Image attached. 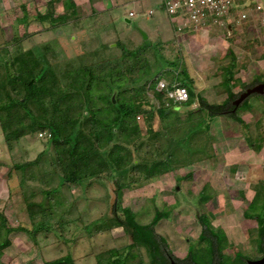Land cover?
<instances>
[{"label":"rangeland","instance_id":"rangeland-1","mask_svg":"<svg viewBox=\"0 0 264 264\" xmlns=\"http://www.w3.org/2000/svg\"><path fill=\"white\" fill-rule=\"evenodd\" d=\"M145 1L142 6L130 4V8L117 9L121 16L111 30L118 36L110 37L108 34L112 32L107 31L108 37L97 32L80 37L77 32L73 33V28H64L59 31L62 35H58L59 32L52 34L45 30L48 22L43 26L37 24L35 17L40 11L47 13L49 0H0V104L6 103L7 95L17 96L12 83L3 86L9 76L21 73L20 68L25 74L29 69L35 74L44 60L58 76L60 93L72 95L68 101L74 108L71 115L80 112L83 121L86 109L78 108V97L70 81L64 78L65 71L70 67L115 61L121 50L114 43H122L129 49L145 44L151 48L144 56L118 63L121 75L114 76L113 80H120L117 85L129 84L124 97L136 95V89L144 80L137 85L130 82L142 77L147 69L153 75L160 72L162 78H176L180 82V73H185L196 94L190 107H173L176 113L168 120L160 121L156 117L154 130L176 122L178 125L168 127L169 131L173 136H182L184 126L180 122L189 114L195 122L207 119V112L200 110L201 99L210 105L212 113L219 114L203 127L200 125L205 130L191 140L190 149H179L174 154L173 173L138 190L135 187L128 193L125 191L118 203L117 186L106 175L86 180L82 186L59 184L62 173L55 163L53 147L49 146L48 133H35L6 143L0 127V213L9 227L26 230L8 236L10 246L1 251L0 264H44L39 254L41 241L51 243V248L43 251L46 256L58 258L84 253L89 257L83 263L96 264L93 253L104 254L110 248L124 251L122 248L129 242L114 221V217H123L124 208L134 214L141 225L150 224L156 210L163 213L162 223L158 226V222L155 231L168 243L169 250L173 248L179 260L186 254L184 259L188 264L215 261L244 264L246 259L260 256L257 249L262 246L257 218L264 212V95L250 96L248 105L237 109L233 101L246 88L264 82V25L260 21L264 14L260 19L251 17L250 22L235 28L231 34L215 26L209 32L188 31L179 35L173 22L160 9V0ZM113 3L116 2L107 1L105 6L111 8ZM57 5V10L62 12V5ZM129 9H133L135 16L128 18L130 24H125L123 16L127 18ZM146 16L151 19L147 21ZM149 27L154 33L164 32L169 40L156 43L159 39L148 32ZM160 27L162 31L158 32ZM142 32L145 33L141 35ZM40 33L43 34L38 35ZM146 34L150 39L143 40ZM22 59L27 60L25 64ZM232 63L233 97L229 99L224 80L226 69ZM46 84L50 86L51 82L48 80ZM103 84L95 85L91 98V105L100 109L105 107L98 98L106 93ZM144 87L149 104L156 110L162 109L164 104L154 95V84L147 82ZM16 88L21 89V86ZM22 94L18 98H22ZM79 102L82 101L79 99ZM45 104L47 111L41 117L49 118L53 113L47 100ZM29 106L33 108L31 103ZM60 108L64 106L61 104ZM137 122L141 127L142 146L147 147V152L166 143L146 135L142 116ZM201 216L208 221L216 238L209 233L199 238ZM102 233L109 235L102 239L95 237ZM2 238L0 235V240ZM131 253L137 256L132 263L142 257L144 264H148L143 249L139 252L133 249ZM124 255L122 252L117 259Z\"/></svg>","mask_w":264,"mask_h":264},{"label":"trees","instance_id":"trees-1","mask_svg":"<svg viewBox=\"0 0 264 264\" xmlns=\"http://www.w3.org/2000/svg\"><path fill=\"white\" fill-rule=\"evenodd\" d=\"M54 1L48 2L47 14H37L36 18L39 21L50 22V9ZM64 7L66 8V6ZM117 47L120 48L121 54L115 61L106 60L89 66L70 67L64 73V78L70 81V87L78 97V108L86 109L85 120H81L83 114L80 112L76 116L71 115L74 108L73 104L68 101L72 95L60 93L58 76L50 67L48 68V64L44 62L43 58L39 57L43 62L37 73L34 74L29 69L25 74L20 68L21 73L14 77L9 76L8 82L4 83V87L12 83L13 92L17 96L7 95L6 103L0 104V127L6 143L13 140L18 141L22 137L35 133H48L49 146L53 147L55 163L59 165L62 173V176L59 177V184L82 186L86 180L101 179L106 175L112 178L117 186L115 199L118 203L122 200L124 191L143 186L156 180L159 176L175 171L172 159L174 154L179 149H190L191 140L205 130L201 126L203 127L205 122L209 119L211 121L219 114L212 113L210 105L201 99L200 110L207 112V119L195 122L192 121V116L189 114L183 123L180 122L184 126L182 136H173L169 131L172 125H178L176 122H170L161 130H154L153 122L156 117L160 121H164L176 113V110L173 111V107L156 110L144 96V86L147 82L155 84L163 75L160 72L153 75L147 69L143 74L145 78L142 76L130 82V85H137L144 80L142 86L136 89V95L124 97L123 95L129 91V84L123 82V84L117 85L120 80H113L114 76L121 75L118 63L144 56L150 46L144 44L135 49H129L122 44H117ZM25 61L27 60L22 59L23 64ZM33 61L35 62L34 58ZM35 64L33 63L34 66ZM232 66L234 67V63L226 69L224 80L229 99L233 97L230 86L234 79ZM179 78L181 84L189 92V100L181 105L187 108L194 103L196 94L192 88V81L188 80L185 73L181 72ZM48 80L51 82L50 86L46 84ZM98 83H104L105 85H103L106 87V93L98 95V98L105 104L103 109L91 105L92 93ZM18 85L21 86V89L16 88ZM20 93H23L22 98H18ZM79 99L82 102H79ZM46 100L50 103L53 113L49 118L41 117V114L43 116L47 111ZM30 103L33 108L29 106ZM61 104L64 106L63 109L60 108ZM241 105L247 106V100ZM139 116L143 117L146 135L166 142L163 146L158 145L157 148H160L155 147L148 152L145 150L147 147L142 146L141 127L137 122ZM230 116L232 119L242 122L241 119L233 115ZM142 151L143 153H141ZM41 214H44V211H41ZM122 214V218L114 217V221L118 227L122 228L124 235L130 239V242L122 248L126 252L124 258L117 259V256L124 251L113 249L109 251L110 256L105 260L98 257L97 264H128L133 249L138 252L143 249L149 259L148 264H168V259L173 258V255L166 241L155 231V226L164 218V214L156 210L154 219L147 225L139 224L135 215L128 209H122ZM257 219L259 223L258 235L263 247L264 212ZM200 224L202 232L199 238H205L208 233L216 238V233L202 216ZM16 231L25 232L26 230L9 227L7 219L0 213V235L3 236L0 240V253L4 248L10 246L8 236ZM32 236L35 241L34 235ZM211 242L213 243V241ZM44 264H73V261L70 256H66L44 262Z\"/></svg>","mask_w":264,"mask_h":264},{"label":"built area","instance_id":"built-area-1","mask_svg":"<svg viewBox=\"0 0 264 264\" xmlns=\"http://www.w3.org/2000/svg\"><path fill=\"white\" fill-rule=\"evenodd\" d=\"M160 8L179 35L188 31L209 32L215 26L231 34L250 22L251 17L260 19L264 0H160ZM260 21L264 25V17ZM154 95L164 104L162 109L181 106L189 100L187 88L176 78H160L154 84Z\"/></svg>","mask_w":264,"mask_h":264},{"label":"crops","instance_id":"crops-1","mask_svg":"<svg viewBox=\"0 0 264 264\" xmlns=\"http://www.w3.org/2000/svg\"><path fill=\"white\" fill-rule=\"evenodd\" d=\"M107 1H109L111 3L112 2H116V3H113V6L111 8H108L105 6V3ZM134 1H136V2H134ZM146 2L147 1H145V0H140L139 2L137 0H55L51 4L50 22H48L49 27L46 28L45 30H48L49 33L53 34L54 32L55 33L59 32L60 30H63L64 28L65 29L73 28V33L77 32L78 35H80V37L88 36L89 33L93 34V32H97L98 34H100L102 36L103 35L106 36L107 31H110V32H112V33L108 34V35H110V37L111 36H118V35H116V31L114 29L111 30V26L114 25L115 22L118 21L119 17L121 16V14L118 13L117 9L120 8L121 6L130 8L131 7V6H129L130 4L133 7L137 4H140V6H142V4L146 3ZM57 3L62 5V8H63L62 12H59V10H57L58 9ZM64 6H66V8ZM159 7H160V5H159ZM39 14L45 15V14H43L42 11H40ZM123 15H125V13H123ZM134 16H135V13H134L133 9H129L127 11V18H125V16H123L125 24H130L131 21L128 18H131ZM36 17H37V15H36ZM36 17H35V20L38 22L37 24L43 26V24L47 23V21H43V22L39 21ZM145 19L148 21L151 18L146 16ZM160 24L161 23L158 22V25H160ZM153 30L154 29L149 27L148 32L150 34H154L153 36H155L159 39V40H155L156 43L161 44V43H165V41L169 40V36H167V39H166V34L164 32L154 33L155 31L153 32ZM160 30L162 31L161 27L159 28L158 32H161ZM144 33L145 32H142L141 35H143ZM41 34H43V33H40L38 35H41ZM58 35H62L61 32H59ZM71 35H72V33H71ZM108 35L106 37H108ZM142 38H143V40H146L147 38L150 39L149 36H147V34L144 35ZM72 40L74 41L75 38L72 37ZM129 42H131L130 44H132V41H129ZM134 43L138 44L137 42H134ZM114 44L117 46V43H114ZM120 44H122V43H120ZM150 48H151V46H150ZM169 173H173V171L169 172ZM169 173H166V174H169ZM166 174H164V175H166ZM164 175H162V176H164ZM162 176H159L154 181H151L147 184H144V186L160 180ZM139 187H136L135 189L138 190ZM129 191L130 190H127V193ZM124 192H123V197H124ZM161 220L159 221L158 226H160V224L162 223ZM157 234L159 236H161L159 233H157ZM107 235H109V234L107 233ZM107 235H106V233H102V235L99 234V235H96L95 237L100 236L102 239V238L107 237ZM129 242H130V239H129ZM129 242H127V244ZM39 245L41 247V253H39V254L41 256V260L43 263L44 262H50V261L59 259V258L64 256V255H62L61 257H58V258L57 257L55 258L52 256H46L45 252H43V251L44 250L47 251L48 249H50L51 243L49 244L48 242L41 241ZM113 249H115V248H110L109 250H106L104 252V254H98L97 255L96 253H93L92 257L95 260V263L97 264L98 257H100V259L102 258L105 260L108 256H110L109 251L113 250ZM170 251L174 257L179 259V257L176 256L173 248ZM124 253H126V252L124 251ZM82 255H85V256H82ZM70 257L73 261V264H85V263H83V261L85 260L86 257H89V255H86L84 253L72 254V255L70 254ZM136 257H137L136 254L132 253L130 256V259L128 261L129 262L128 264H141L143 262L142 257H140L138 262L132 263V261ZM186 257L187 256L185 254L183 257H180V259H184ZM142 264H144V262Z\"/></svg>","mask_w":264,"mask_h":264},{"label":"water","instance_id":"water-1","mask_svg":"<svg viewBox=\"0 0 264 264\" xmlns=\"http://www.w3.org/2000/svg\"><path fill=\"white\" fill-rule=\"evenodd\" d=\"M145 38V37H144ZM252 95H264V82L257 83L249 88H246L238 98L233 101L234 109H237L244 101H246ZM170 264H179L175 261H171ZM247 264H264V257L259 260H249Z\"/></svg>","mask_w":264,"mask_h":264},{"label":"flooded vegetation","instance_id":"flooded-vegetation-1","mask_svg":"<svg viewBox=\"0 0 264 264\" xmlns=\"http://www.w3.org/2000/svg\"><path fill=\"white\" fill-rule=\"evenodd\" d=\"M257 250H258V252H260V256L257 257V258H254V259H246L245 262H244V264H247V262H248L249 260H259V259H261V258L264 257V246H263L262 248H260V249L258 248ZM171 261H175V262H177V263H179V264H188V263L185 261V259H183V260H179V259H177V258L174 257V256H173V258L171 257V258L168 259V264H170ZM212 264H219V263H217V261H215V262H213Z\"/></svg>","mask_w":264,"mask_h":264}]
</instances>
